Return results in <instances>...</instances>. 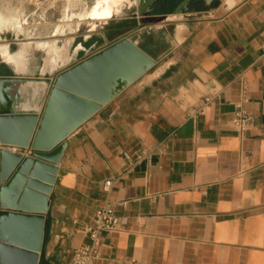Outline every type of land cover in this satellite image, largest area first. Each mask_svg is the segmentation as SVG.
<instances>
[{
  "label": "crops",
  "instance_id": "obj_1",
  "mask_svg": "<svg viewBox=\"0 0 264 264\" xmlns=\"http://www.w3.org/2000/svg\"><path fill=\"white\" fill-rule=\"evenodd\" d=\"M184 1L131 0L81 24L70 60L50 68L37 50L25 74H54L124 36L157 62L66 138L39 264H72L105 203L120 226L102 234L95 264H264V0H189L178 12ZM3 60L0 75H14ZM237 105L252 118L245 130Z\"/></svg>",
  "mask_w": 264,
  "mask_h": 264
},
{
  "label": "water",
  "instance_id": "obj_2",
  "mask_svg": "<svg viewBox=\"0 0 264 264\" xmlns=\"http://www.w3.org/2000/svg\"><path fill=\"white\" fill-rule=\"evenodd\" d=\"M188 1L177 11L190 9ZM156 63L124 36L48 76L0 75V264L40 263L44 213L66 138ZM29 148L32 155L24 156Z\"/></svg>",
  "mask_w": 264,
  "mask_h": 264
},
{
  "label": "rangeland",
  "instance_id": "obj_3",
  "mask_svg": "<svg viewBox=\"0 0 264 264\" xmlns=\"http://www.w3.org/2000/svg\"><path fill=\"white\" fill-rule=\"evenodd\" d=\"M84 1L87 2L89 7L95 2V0H93V4H89L87 0H0V16H4L8 22L6 26L0 29V40L6 41L8 43L9 52L15 53L27 43V38L29 40H35L43 36L44 33L51 31L52 37H47L50 41L56 43L64 50L65 55L63 61L67 59L70 60V45L81 24L84 23L90 29H94L97 24L100 23H93L89 20L81 21L79 18H73L70 21H62V14L65 8L75 7L78 3ZM123 9L116 14H120ZM57 26H59V28ZM60 27L63 36L56 37V35H54L55 28H57L56 31H59ZM84 30L85 27L83 28V31ZM88 34L89 33H87V35ZM60 37L63 41V45L61 46L58 44L60 42ZM37 50H43L44 53H46V50L42 48L31 49L30 63L32 65L38 63L41 57V51ZM1 68L5 67L1 66Z\"/></svg>",
  "mask_w": 264,
  "mask_h": 264
},
{
  "label": "bare ground",
  "instance_id": "obj_4",
  "mask_svg": "<svg viewBox=\"0 0 264 264\" xmlns=\"http://www.w3.org/2000/svg\"><path fill=\"white\" fill-rule=\"evenodd\" d=\"M128 4L131 5V0H95L94 4L89 7L87 2L84 1L78 3L75 7L65 8L62 14V21H70L73 18H79L81 21L89 20L93 23L103 22L113 18L117 15V12ZM7 24L8 22L6 18L4 16H0V29ZM33 48H42L46 50V68L53 66L56 61L64 59V50L56 43L50 41L47 36H40L35 40H29L27 38V43L15 53L9 52L8 43L0 40L1 57L9 62H12L16 71L21 73L29 71L30 52ZM51 175L54 176L55 174L51 173Z\"/></svg>",
  "mask_w": 264,
  "mask_h": 264
},
{
  "label": "built area",
  "instance_id": "obj_5",
  "mask_svg": "<svg viewBox=\"0 0 264 264\" xmlns=\"http://www.w3.org/2000/svg\"><path fill=\"white\" fill-rule=\"evenodd\" d=\"M264 50V46H263ZM203 113V108L200 110ZM234 125L239 130H245L252 124L251 116L243 109L242 105H237L234 112ZM32 149L22 151L24 156L32 155ZM112 181H107L104 186L105 191H109ZM120 226V217L117 215L115 207L111 203H105L96 210L93 223L85 228L91 242L79 247L74 254L72 264H95L100 256L102 244V234L105 232H115Z\"/></svg>",
  "mask_w": 264,
  "mask_h": 264
},
{
  "label": "flooded vegetation",
  "instance_id": "obj_6",
  "mask_svg": "<svg viewBox=\"0 0 264 264\" xmlns=\"http://www.w3.org/2000/svg\"><path fill=\"white\" fill-rule=\"evenodd\" d=\"M192 7H194V6H190V8H192ZM118 15V14H117Z\"/></svg>",
  "mask_w": 264,
  "mask_h": 264
}]
</instances>
